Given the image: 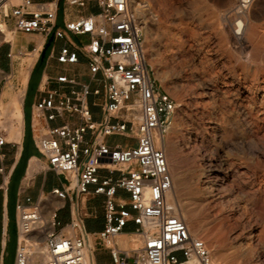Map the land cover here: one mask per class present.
Listing matches in <instances>:
<instances>
[{
  "label": "built area",
  "instance_id": "1",
  "mask_svg": "<svg viewBox=\"0 0 264 264\" xmlns=\"http://www.w3.org/2000/svg\"><path fill=\"white\" fill-rule=\"evenodd\" d=\"M5 1L0 0V16L12 20L13 31L33 38L30 51L38 52L33 66L46 45L52 44L46 66L53 58L63 66H74L82 53L89 74V81L66 70L43 73L39 80L32 104L37 116L78 118L77 124L54 126L34 137L49 167L68 180L51 194L72 199V216L62 226L55 208L44 213L41 201H18L13 264H94V247L78 203V197L89 192L104 196L105 225L97 237L110 250L114 264H217L205 241L191 232L177 206L167 201L173 176L164 141L180 104L155 76L144 44V20L131 1L96 0L97 13L66 20L65 30L58 27L55 0H21L9 6ZM65 2L79 8L86 4V0ZM254 2L236 0L232 8L238 37L243 36L245 17ZM142 5L158 18L148 3ZM57 40H65L58 50ZM7 55L14 58L12 52ZM11 77L9 73L7 79ZM92 105L101 108V120L94 118ZM4 123L0 108V151L7 143ZM114 134L129 135L137 144L104 142L105 136ZM4 172L0 164V173ZM129 224L134 228L127 235L134 236L136 246L123 248L115 238ZM38 248L42 257L34 261Z\"/></svg>",
  "mask_w": 264,
  "mask_h": 264
},
{
  "label": "rangeland",
  "instance_id": "2",
  "mask_svg": "<svg viewBox=\"0 0 264 264\" xmlns=\"http://www.w3.org/2000/svg\"><path fill=\"white\" fill-rule=\"evenodd\" d=\"M6 1L17 4L21 0ZM135 2V9L144 20V44L155 76L161 87L180 104L169 137L172 138L174 129H179L182 139L192 135L190 140L196 138L189 149H182L176 160L180 163L185 160L198 162L202 156L213 162L227 160L243 181L247 193L256 199L252 202L245 194H237L238 199L233 195H224L222 199L217 197L218 203L204 210L205 214L201 215L204 231L199 237L225 236L221 245L211 249L212 255L221 254L225 263H240L246 260V246L249 243L245 237L238 243L236 238L242 229L264 232V219L258 215L255 207V203L264 200V147L254 151L248 149L246 144L253 138L264 136V57L256 58L246 42L251 28L255 46L259 33L264 34V0H255L252 4L245 17L243 36L239 35V39L234 31L235 19L232 14L236 0ZM142 2L148 3L152 12L158 15L157 19L147 7L141 8ZM4 22L0 16V29L4 31L6 40H12L14 36ZM50 49L51 45L47 47L46 56ZM29 57L27 52L19 59L22 74L16 93L23 88L22 77L29 70ZM44 68L45 60H40L33 70L27 96L28 112ZM7 75L3 73L0 77V86H13L12 77L7 79ZM2 105L1 113L6 116L9 112ZM21 117L18 114L19 120ZM116 141L131 143L133 138L126 135L116 137ZM182 167L181 173L191 178L185 164ZM229 184L231 179L226 181V186ZM200 189L192 187L190 195L200 198L203 193ZM11 216L13 223L8 232L9 256L5 264H13L17 244L13 203ZM233 227L237 230L231 231ZM133 238L127 235L125 245L121 246H136ZM253 264H264V239L256 247Z\"/></svg>",
  "mask_w": 264,
  "mask_h": 264
},
{
  "label": "crops",
  "instance_id": "3",
  "mask_svg": "<svg viewBox=\"0 0 264 264\" xmlns=\"http://www.w3.org/2000/svg\"><path fill=\"white\" fill-rule=\"evenodd\" d=\"M55 1H57V24L58 27L63 30H65L64 24L66 20L76 18L80 15L97 13L100 10L96 0H86L85 6L80 8L67 5L65 0ZM4 20L14 37L12 40H6V36L3 35V39H0V73L1 76L3 73L12 74L13 81V86H8L6 84L0 86V108L1 104H3L2 107L6 106V110L9 112L8 115L5 116L4 123L7 129L5 133L7 143L3 145L0 151L4 154V159L2 161L0 160V164H3L5 167V172L0 173V264H5L6 258L9 256L8 232L13 223V218L11 216L12 203L14 205V219L16 218V203L18 201H26V198H31L32 202L41 201L44 213H48L51 208H55L57 219L61 222L62 226L69 224L72 216V199L69 197L65 200H60L57 196L51 194L53 188H62L66 185L68 180L65 175L59 174L49 167L47 159L39 152L34 137L37 134L46 133L49 128L54 126L77 124L78 118L76 116L64 115L50 120L46 115L37 116L32 107L36 99L37 91L31 102L30 111H27V96L33 70L40 60H45L43 73L53 75L56 72L66 70L69 73L77 74L80 80L89 81L86 63L87 58L82 53H80V62L74 66H63L58 64L54 58L50 60L49 66H46V59L49 54L48 53L46 56V50L50 45L52 48V44H47L44 57L42 58L41 56L34 66L35 58L30 56L27 59L29 70L25 73L24 77H22L23 88L16 93L19 88L20 75L22 74L19 59L30 51L32 47L30 42L33 38L31 35L13 31L12 20ZM73 38L77 40V37L73 36ZM25 39H27V43H25ZM55 43L56 49L58 50V48L65 43V40H57ZM20 50L24 52L23 55L18 54ZM8 52H12L14 58H9L7 55ZM33 60L34 62H32ZM20 94H24L22 108L21 110H15L14 99L16 101ZM90 101L91 103L94 101L93 96L90 97ZM92 111L96 120L102 119L103 113L99 106L92 105ZM18 114L22 115L20 120L18 119ZM121 136L126 135L114 134L105 136L104 142L111 146L121 145L126 147L130 143L116 141V137ZM86 137L90 139V133H88ZM131 143L137 144L134 140ZM34 160L38 161L40 164L39 167L32 163ZM101 172L104 174L105 170ZM115 174L117 175V173ZM78 203L80 213L84 220L85 230L90 233L94 247V264H114L110 250L101 245L97 237V233L100 232L105 225L104 196L89 192L80 195L78 197ZM133 228L134 225L129 224L125 232L121 233L123 235H119L127 236V233L131 232ZM115 240L119 243L117 238H115Z\"/></svg>",
  "mask_w": 264,
  "mask_h": 264
},
{
  "label": "bare ground",
  "instance_id": "4",
  "mask_svg": "<svg viewBox=\"0 0 264 264\" xmlns=\"http://www.w3.org/2000/svg\"><path fill=\"white\" fill-rule=\"evenodd\" d=\"M130 1H131L132 5H134V7H136L137 3L135 2V0H130ZM8 4L10 5V3L7 2L6 6H8ZM139 6L140 5H137L138 8H139ZM138 10H140V9H138ZM244 27H245V23H244V26L242 28V32H243ZM3 35H4V31L2 29H0V38H3ZM244 37H245V32H244ZM237 38L239 39L240 37L237 36ZM247 40L248 41H246V42H247L248 46L251 47L252 53L254 52L253 55L256 58H260V57L263 58L264 57V34L259 33L258 43H256V46H255V37L253 35V31L251 28V32H250V35L247 37ZM145 48H146V45H145ZM28 55L34 57L36 60L38 52L37 51H34V52L30 51V52H28ZM32 62H34V60ZM30 66H31V64H30ZM0 77H1V73H0ZM263 99H264V97H263ZM23 100H24V94H20L18 96V98L16 99V101L14 102V109L15 110H21ZM241 113H242V111H241ZM178 130L179 129H176V130L174 129L173 136H172V138H170L169 135H171V132L173 131V127H172V130L167 135V137L164 141V148H165L166 153L168 155V161H169L170 169H171L172 176H173V187H172V190L170 191V193L168 194L167 201L170 205L177 206V208L179 210V214L183 217L185 222L188 224L191 232L194 235L199 237L202 235V233L204 231V222H203V220H201V215H202L204 210H206L207 208L212 207V205L218 203L219 199L217 200V197L223 198L224 195H230V196L233 195L235 198H237V194H240V195L245 194L250 199V201H252V202H255L256 199L253 198L251 196V194L247 193V190L244 186L243 181L238 177V173L233 170L232 164L229 163V161H227V160L219 159V160H217V162H213L212 160L206 159V156H202L198 159V162L186 161V160H185V162H182V163L178 162L177 157L181 153L182 149L183 148L189 149L191 147L192 143L196 142V138L195 139L193 138L192 140H190L193 137L192 134H191L192 137H189L187 139H182V137L180 136L181 133ZM246 144L248 146V149L254 150V151L258 150L259 148L264 147V136L263 137L259 136L257 138H253L252 140L248 141ZM259 157H260V155H259ZM32 163L36 164L38 167L40 165L37 160H34ZM182 164L183 165L185 164L187 171L190 172L191 178L188 179L185 177L186 175L184 176V174L181 173L180 170L183 169ZM228 179H231V184L226 186V181ZM262 179H263V177H262ZM192 187H196L197 190H199V188L201 187L203 193H202V196L200 195L201 196L200 198L193 197L190 195V190L192 189ZM255 207H256V210L258 212V215L262 219H264V200H262L261 202L255 203ZM203 214H205V213H203ZM230 214H232V213H230ZM240 219H242V218H240ZM236 230L237 229L234 227L231 228V231H236ZM121 235H123V234H121ZM235 235H237V233ZM126 237L120 236L118 238V241H119V243H121V245H123V244L125 245L126 242L124 241V239H126ZM243 237H245L249 241L248 245L246 246V250H247V254H246L247 257L245 258L246 260H244L240 263H238V262H236V263H231V262L225 263L223 261L221 254L216 253V254H213V258H214L215 262L217 264H253V257L256 254V247L259 246V244L263 241L264 232H259L255 229L254 230H248L246 228H243L242 231L239 233V235L236 238L238 243H240V241ZM201 238L204 241L206 240V244L208 245L209 249L211 250L212 248H215V247L217 248V246L221 245L222 242L224 241L225 236L207 237V239H205L204 237H201ZM41 252H42L41 248H38V250H36V254L34 255L33 260L41 258L42 257ZM178 264H194V262L190 261L187 263L183 262V263H178Z\"/></svg>",
  "mask_w": 264,
  "mask_h": 264
},
{
  "label": "water",
  "instance_id": "5",
  "mask_svg": "<svg viewBox=\"0 0 264 264\" xmlns=\"http://www.w3.org/2000/svg\"><path fill=\"white\" fill-rule=\"evenodd\" d=\"M52 38H50V40H51ZM47 47V46H46ZM45 50H46V48L44 49V51H43V53H42V58L44 57V55H45Z\"/></svg>",
  "mask_w": 264,
  "mask_h": 264
}]
</instances>
